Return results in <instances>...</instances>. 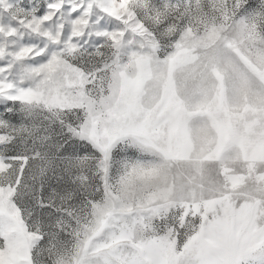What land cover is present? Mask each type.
I'll use <instances>...</instances> for the list:
<instances>
[{"label":"snow or ice","instance_id":"snow-or-ice-1","mask_svg":"<svg viewBox=\"0 0 264 264\" xmlns=\"http://www.w3.org/2000/svg\"><path fill=\"white\" fill-rule=\"evenodd\" d=\"M0 264H264V0H0Z\"/></svg>","mask_w":264,"mask_h":264}]
</instances>
